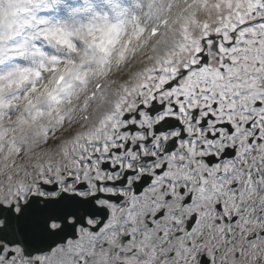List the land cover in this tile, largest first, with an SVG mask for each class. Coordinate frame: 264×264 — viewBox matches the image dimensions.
<instances>
[{
  "label": "snow or ice",
  "instance_id": "6c2138e0",
  "mask_svg": "<svg viewBox=\"0 0 264 264\" xmlns=\"http://www.w3.org/2000/svg\"><path fill=\"white\" fill-rule=\"evenodd\" d=\"M0 264H264V0H0Z\"/></svg>",
  "mask_w": 264,
  "mask_h": 264
}]
</instances>
